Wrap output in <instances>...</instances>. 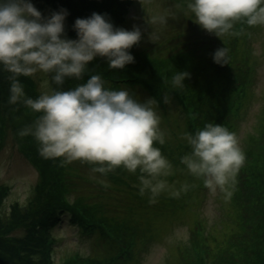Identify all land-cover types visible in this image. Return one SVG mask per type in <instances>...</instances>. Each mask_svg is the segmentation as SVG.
Listing matches in <instances>:
<instances>
[{
    "label": "trees",
    "instance_id": "trees-1",
    "mask_svg": "<svg viewBox=\"0 0 264 264\" xmlns=\"http://www.w3.org/2000/svg\"><path fill=\"white\" fill-rule=\"evenodd\" d=\"M113 1L33 0L32 3L42 13L52 14L66 9L68 38L77 39V31L73 27L76 19L87 18L93 12L108 14L117 27L127 25V15L136 0L122 3L116 14L110 16L108 7ZM239 22L242 24L240 27L243 26L240 30H243L246 22ZM236 23L234 25L238 27ZM140 29L147 28L142 25ZM168 42L172 43V49L167 52L156 48L138 49L137 43L129 50L135 62L123 69L109 68L106 58L97 57L90 62L82 80L66 79L62 86H57L48 76L46 79L50 88L67 90L86 82L92 74H100L106 81V87L111 89L137 84L156 99L166 94L172 97L184 111L188 132L194 133L208 122L228 126L227 112L230 109L240 111L248 98L254 65L247 56L246 60H235L236 43L233 40L227 64L215 62L208 69L207 60L214 59L213 54L217 49L210 40L202 38L200 30L192 33L177 31L175 38H170ZM177 71L189 73L183 87H173L171 83ZM10 75L0 68V141L6 130L10 129L21 153L37 168L39 178L26 202L18 199L8 201L10 186L0 183V264H96L98 254L85 255L79 251L69 254L59 263L55 261L54 253L61 240L56 230L64 223L77 227L82 236L87 234L94 241L100 240L101 244L107 246L105 252L108 255L117 249L122 252L119 240L127 245H137L141 226L134 223L135 217L120 216L123 209L120 196L112 203L102 196L119 184L128 186L134 195L140 192L136 187L140 183L136 180L134 184L130 183L127 175L130 171L123 167L102 174L92 171L98 165L82 162L83 165L78 166L89 174H79L75 161L62 163V158L42 157L38 151L39 144L32 135H19L20 130L32 124L39 113H33L22 102L9 103ZM125 78L127 81H119ZM18 79L28 96H39L41 90L34 75H21ZM234 91L239 95L234 97ZM241 149L245 161L233 182L240 195L244 192L249 204L247 209L244 207L240 210L242 216L237 218L238 227L222 241L223 244L217 241L214 247L211 245L213 240L216 241V236L205 234L204 226L196 224L190 244L181 248L180 264H264V124L259 132L248 135L247 143ZM189 177L193 188L195 179L192 175ZM148 194L153 195L150 191ZM58 210H61L60 216L63 218L58 216ZM63 219L66 220L63 222ZM106 227L113 231V237L108 236Z\"/></svg>",
    "mask_w": 264,
    "mask_h": 264
},
{
    "label": "clouds",
    "instance_id": "clouds-1",
    "mask_svg": "<svg viewBox=\"0 0 264 264\" xmlns=\"http://www.w3.org/2000/svg\"><path fill=\"white\" fill-rule=\"evenodd\" d=\"M194 21L219 37L236 35L234 24L264 25V0H187ZM66 9L45 17L32 0H0V68L11 75L9 103L22 102L39 113L19 135H32L46 159L62 158L98 165L93 172L107 174L118 167L137 173L141 195L159 194L166 187L161 179L170 174L171 162L162 154L165 143L160 117L153 107L158 101L136 99L128 89H111L100 74L67 90L48 88L38 97L26 94L19 76L42 72L57 86L66 79L82 80L90 62L106 58L107 66L123 69L135 62L129 51L142 39L138 26L117 27L108 14L93 12L77 18L78 38L66 35ZM227 48L213 54L216 63L227 64ZM189 73L177 71L173 87H183ZM48 80L45 81V84ZM164 102L169 97L164 96ZM191 151L181 157L188 171L203 178L210 190L226 189L245 161L236 134L223 124L208 122L195 132L182 133ZM104 183V181H100ZM178 192L173 195H178ZM231 195V192H227Z\"/></svg>",
    "mask_w": 264,
    "mask_h": 264
},
{
    "label": "rangeland",
    "instance_id": "rangeland-1",
    "mask_svg": "<svg viewBox=\"0 0 264 264\" xmlns=\"http://www.w3.org/2000/svg\"><path fill=\"white\" fill-rule=\"evenodd\" d=\"M42 14L45 17L51 15L50 12ZM127 18L128 23L122 26L123 28L132 30L134 26L140 28L142 25L147 28L141 30L145 33L144 37L142 36L143 41L137 45L138 49L156 48L167 52L172 49V43L168 41L170 38H175L177 31L192 33L200 30L202 38L210 40L216 49L226 47L229 57L234 40L235 60L242 61L248 57L254 65V70L253 83L248 88V98L245 99L240 114L238 112L237 116L235 113L228 123L231 124L236 115L232 132L236 134L241 148L247 143L250 133L259 132L260 128L262 129L264 124V25H248L243 30H240L242 27L234 25L233 31L238 34H226L219 37L209 33L193 20L194 13L187 8V0H169V2L167 0H137L129 10ZM66 35L68 37L67 32ZM237 36H239L238 40L235 39ZM207 61L209 64L207 63L206 67L212 68L215 60ZM33 75L38 81L41 92L50 88L49 83L45 84L47 79L44 73L37 72ZM122 88L128 89L136 99L142 102L150 98L158 101V105L153 104V107L156 108L160 117L159 128L164 134L165 143L162 145L158 143L155 146L159 147L162 154L171 162L172 169L169 175L161 177L166 181V187L159 197L148 195V190L144 195L140 192L132 195L128 186L124 184L113 186L110 193L102 196L111 203L114 200L116 202L120 196L123 206L120 216L135 217L134 223L137 222L141 226L139 230L141 236L138 237L135 255L130 261L124 262L120 259L117 264H180L181 248L190 244L196 224L204 226L205 234L216 236V241L213 240L211 245L215 247L214 244L217 241L222 243L238 227L237 218L242 216L240 210L244 207L247 209L249 200L246 199L244 192L239 194L234 180L226 185L227 191L219 187L212 191L205 186L204 180L201 181V178L187 172L197 183L192 188L193 183L189 181L190 179L183 178L181 170L173 165L174 157L179 156L177 148L181 149L185 141L182 137L186 126L182 107L171 97L169 102L165 103V95L156 99L138 85H124ZM75 162L77 164L75 168L79 174H89L82 171L83 168L80 165L78 166V164L83 165L80 160ZM127 175L130 183L134 180L140 183L139 171L135 175L130 172ZM38 178L37 168L21 153L11 130L7 129L4 138L0 141V183L10 186L8 201L18 199L26 202ZM136 187L139 188V186ZM175 192L179 194L173 195ZM227 192H231V195H227ZM56 231L59 238L61 237L54 253L57 263L78 251L85 255L98 254L96 256L98 258L108 255L105 252L106 245L101 244L100 240L94 241L92 238L82 236L77 227L65 223L57 227Z\"/></svg>",
    "mask_w": 264,
    "mask_h": 264
}]
</instances>
